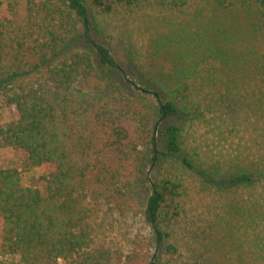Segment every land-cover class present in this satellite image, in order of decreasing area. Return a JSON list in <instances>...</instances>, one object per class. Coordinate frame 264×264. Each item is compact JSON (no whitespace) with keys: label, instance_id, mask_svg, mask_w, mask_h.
I'll list each match as a JSON object with an SVG mask.
<instances>
[{"label":"trees","instance_id":"trees-1","mask_svg":"<svg viewBox=\"0 0 264 264\" xmlns=\"http://www.w3.org/2000/svg\"><path fill=\"white\" fill-rule=\"evenodd\" d=\"M188 1L25 0L20 20L18 1L0 0L8 11L0 12V102L12 110L0 152L20 151L27 168L43 170L41 190L0 163V264H173L160 253L177 249L168 225L190 178L199 192L228 198L233 224L222 238L264 249V0L206 2L219 28L196 23L207 6L197 8L186 25L200 24L199 35L156 43L171 51V66L125 78L134 96L111 76L119 63L94 36L118 9L181 10ZM205 60L217 65L203 72ZM102 205L140 219L127 252L95 242ZM195 235L198 246L207 240Z\"/></svg>","mask_w":264,"mask_h":264},{"label":"rangeland","instance_id":"rangeland-1","mask_svg":"<svg viewBox=\"0 0 264 264\" xmlns=\"http://www.w3.org/2000/svg\"><path fill=\"white\" fill-rule=\"evenodd\" d=\"M17 1L16 10L21 20L25 13V0ZM214 1L189 0L181 10L172 9L171 7L160 10H150L148 7L130 10L118 9L106 18L107 23L104 24L105 28L102 29V33L94 32V36L111 49L117 63L121 65L120 67L117 64L121 71L119 73L111 71V76L118 80L126 95L134 96L137 90L125 78L132 77L137 81L142 75L147 76L149 72L154 74L157 67H169L173 64L171 62L172 56L169 55L171 51L169 49L156 51V43L163 40L166 45L167 39L179 31H182L183 35L185 31L190 32L192 35L198 34L197 30L200 24L186 25L197 8L207 6V10L204 11L201 18L198 17L196 19V23L215 22L217 23L216 28H219L217 26L219 19L211 12L214 5L211 3L206 4V2L214 3ZM235 4L237 5V3ZM0 12L1 15L8 13L6 5L0 6ZM220 23L224 24V20H221ZM183 26H186V30H183ZM205 33L207 31H204ZM259 39L261 40L260 43L264 45L261 35ZM200 41L202 40L200 39ZM128 49H131L134 53V63L131 64L128 63L127 55L125 54V50ZM210 63L217 65L214 60H205L200 63L199 69L204 72V67L209 66ZM76 86L86 89L82 80L78 81ZM11 111L10 107L2 105L0 102V124L12 118ZM243 119L244 121H241L244 124L242 133L246 137L254 131V128L251 122H248L245 118ZM196 128H199L198 135L204 131L203 126ZM186 140L189 145L196 141L193 130L187 133ZM0 163L17 167L22 171L25 185L36 186L43 190L38 181V177L43 170L39 167L27 168L24 155L20 151H1ZM152 173L158 175L157 170ZM187 182L185 186L186 192L181 201L182 210L180 215L174 220V223L170 224L172 227L168 225L172 232L168 242L177 249L174 252L162 250L160 254L164 260H170L173 264H264V249H257V247L250 246L249 243L243 245L237 240H232L233 242L231 243L230 240L221 237L220 232L225 227V222L228 221L231 225L233 224V213H231L228 206V198L223 197L225 196L223 193L209 195L205 192H199L197 188L195 189V183L191 178ZM93 223L95 226L94 239L97 244H104L114 249L119 248L123 252H127L130 248L134 234L143 230L142 223L138 217L131 214H119L106 205H102L101 212ZM211 226L214 228L208 230ZM215 229L216 231H214ZM201 232L206 235L207 240H205L209 244L212 243L209 239L213 234H216L215 237L218 239L214 240V244L210 248L206 246V241L204 240L198 246L199 241H196L195 234ZM202 247L208 250L203 254L204 257L206 256L203 259L204 261L199 253ZM194 248H197L198 251L194 252ZM195 254L197 255L196 257Z\"/></svg>","mask_w":264,"mask_h":264}]
</instances>
